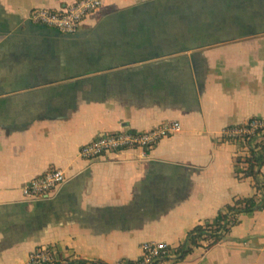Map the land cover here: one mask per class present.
<instances>
[{
    "label": "crops",
    "instance_id": "obj_1",
    "mask_svg": "<svg viewBox=\"0 0 264 264\" xmlns=\"http://www.w3.org/2000/svg\"><path fill=\"white\" fill-rule=\"evenodd\" d=\"M73 1L0 0V264L44 245L111 264L149 240L178 249L160 264H264V208L179 254L192 229L256 192L222 131L264 119V0H103L75 35L28 19ZM165 121L181 132L148 151L79 155L101 133ZM53 167L65 182L25 198Z\"/></svg>",
    "mask_w": 264,
    "mask_h": 264
},
{
    "label": "built area",
    "instance_id": "obj_2",
    "mask_svg": "<svg viewBox=\"0 0 264 264\" xmlns=\"http://www.w3.org/2000/svg\"><path fill=\"white\" fill-rule=\"evenodd\" d=\"M103 4V0H75L56 8L36 7L31 9L28 19L34 24L54 28L62 34L75 35L82 21ZM182 130L179 121H165L147 130L129 128L101 133L82 145L79 155L84 159H96L113 152L130 149L150 150L164 138ZM256 135L255 141L264 140V119H250L238 125L225 127L222 139L238 141ZM67 179L60 168H49L43 174L25 183L22 192L27 199L49 197ZM178 249L166 241L149 240L141 244L140 256L133 260L119 259L111 264H160L166 259H175ZM80 258L58 249L54 245H44L34 249L26 264H77Z\"/></svg>",
    "mask_w": 264,
    "mask_h": 264
},
{
    "label": "trees",
    "instance_id": "obj_3",
    "mask_svg": "<svg viewBox=\"0 0 264 264\" xmlns=\"http://www.w3.org/2000/svg\"><path fill=\"white\" fill-rule=\"evenodd\" d=\"M255 138L256 135H252L238 139L240 152L236 158L237 174L254 180L255 194L250 197H235L232 203L228 204L224 210L219 211L216 218L199 224L192 229L186 241L180 246V257L186 256L204 242H207V247H211L227 239L231 228L240 222L241 215L264 208V181L260 180L264 164V143L256 146ZM261 142H264V140ZM76 263L102 264L85 259H80Z\"/></svg>",
    "mask_w": 264,
    "mask_h": 264
},
{
    "label": "rangeland",
    "instance_id": "obj_4",
    "mask_svg": "<svg viewBox=\"0 0 264 264\" xmlns=\"http://www.w3.org/2000/svg\"><path fill=\"white\" fill-rule=\"evenodd\" d=\"M263 143H264V142L256 141V142H255V145H256V146L259 145V144L263 145ZM200 246L207 247V242L202 243V245H200ZM197 247H199V246H197ZM179 249H180V248H179Z\"/></svg>",
    "mask_w": 264,
    "mask_h": 264
}]
</instances>
